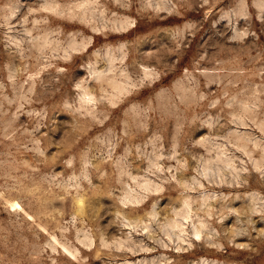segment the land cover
Listing matches in <instances>:
<instances>
[{
    "label": "rangeland",
    "instance_id": "obj_1",
    "mask_svg": "<svg viewBox=\"0 0 264 264\" xmlns=\"http://www.w3.org/2000/svg\"><path fill=\"white\" fill-rule=\"evenodd\" d=\"M0 264H264V0H0Z\"/></svg>",
    "mask_w": 264,
    "mask_h": 264
},
{
    "label": "bare ground",
    "instance_id": "obj_2",
    "mask_svg": "<svg viewBox=\"0 0 264 264\" xmlns=\"http://www.w3.org/2000/svg\"><path fill=\"white\" fill-rule=\"evenodd\" d=\"M17 206H18L17 203H12V204L10 205V207H11V208H14V209H15ZM18 207H19V206H18ZM18 207H17V208H18ZM14 209H12V210H14Z\"/></svg>",
    "mask_w": 264,
    "mask_h": 264
}]
</instances>
